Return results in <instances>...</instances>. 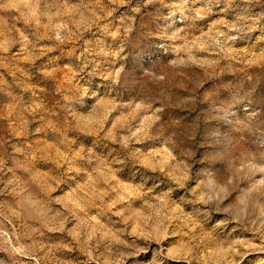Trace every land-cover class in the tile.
Instances as JSON below:
<instances>
[{"label":"rangeland","instance_id":"374dc122","mask_svg":"<svg viewBox=\"0 0 264 264\" xmlns=\"http://www.w3.org/2000/svg\"><path fill=\"white\" fill-rule=\"evenodd\" d=\"M0 264H264V0H0Z\"/></svg>","mask_w":264,"mask_h":264},{"label":"clouds","instance_id":"9594fccd","mask_svg":"<svg viewBox=\"0 0 264 264\" xmlns=\"http://www.w3.org/2000/svg\"><path fill=\"white\" fill-rule=\"evenodd\" d=\"M117 82H118V81H117ZM144 106H146V105H145L144 102L142 101L141 104L137 105L136 107H144ZM101 123H102V121H101ZM101 130H102V128H101ZM133 135H136V133H133ZM125 146H126V145H125Z\"/></svg>","mask_w":264,"mask_h":264}]
</instances>
